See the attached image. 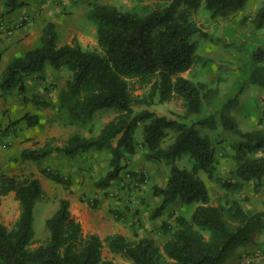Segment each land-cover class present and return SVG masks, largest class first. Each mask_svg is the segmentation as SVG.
<instances>
[{"label": "trees", "instance_id": "1", "mask_svg": "<svg viewBox=\"0 0 264 264\" xmlns=\"http://www.w3.org/2000/svg\"><path fill=\"white\" fill-rule=\"evenodd\" d=\"M2 1L8 11L25 3L24 0ZM157 1L163 4L143 12L94 4L87 16L95 24L98 50L84 48L76 37L59 44L54 23L47 22L37 45L6 63L0 74V89L5 92L16 88L23 92L24 78L42 73L48 65L68 69L69 77L58 92L53 119H62L69 125H84L99 109H112L116 114L93 136L70 133L61 145H53L49 138L40 146L21 150L20 160H38L53 151L74 155L92 147H106L111 152L110 168L96 182L98 187H105L119 176L123 151H134L133 132L142 123L146 157L164 160L170 165L164 186L153 187V193L161 201L153 209L152 217L176 199L196 206L189 217L177 215L174 228L167 222L162 223V229L170 235L159 246L151 236H141L135 241L127 240L121 233L103 238L96 233L84 236L81 224L71 214L69 199L60 197L58 207L45 220L49 237L31 248L33 206L43 194L41 183L31 172L0 175V195L13 191L19 204V214L11 227L0 222L1 263L117 264L102 256L101 249L106 243L110 251L122 254L132 264H227L230 252L251 241L254 228L260 224L258 217L246 211L235 198L227 203H211L207 185L198 174L203 171L210 179H220L211 140L196 127L211 120L186 123L148 109L133 110L135 105H149L155 98L164 102L177 96L184 106L181 118L200 113L205 86L182 75L197 57V43L191 36L200 27L193 14L204 7L210 16L226 18L242 9L247 0ZM254 21L257 27L263 26L264 3ZM253 57L257 62L262 61L264 50L259 47ZM251 80L264 86V74L253 71ZM145 86L148 90L144 94L132 91ZM221 118L226 129L243 139L237 143L233 155V179L221 180L225 193L240 191L252 179L256 180L257 187L264 179V156L254 153L264 151V130H242L225 112ZM20 122L32 127L40 120L35 114L25 113L12 123ZM168 129L175 133L172 141L163 146ZM185 154L193 162L190 170L175 163ZM42 171L53 180L65 185L70 183L57 172Z\"/></svg>", "mask_w": 264, "mask_h": 264}, {"label": "rangeland", "instance_id": "2", "mask_svg": "<svg viewBox=\"0 0 264 264\" xmlns=\"http://www.w3.org/2000/svg\"><path fill=\"white\" fill-rule=\"evenodd\" d=\"M24 2L23 5L46 3L47 7L52 3L49 8H56V13L52 16L56 19L54 25L59 44L76 37L84 48L97 50L99 47L95 24L87 16V12L94 4H110L122 10L142 12L146 8L159 7L163 4L157 0H24ZM263 3L264 0H247L242 9L226 18L212 17L204 7H200L193 14L200 27V30L191 36V40L197 43V57L182 75L205 86L202 89L203 109L200 113L181 118L184 106L182 99L177 96L164 102H159L155 98L149 105L140 104L133 107L134 112L148 109L157 115L186 123L204 118L211 120V123L196 125L201 134L210 138L218 159L216 174L220 179H210L203 171L198 173L207 185L210 202L227 203L233 198L238 199L246 211L255 214L260 220L258 227L253 230L251 241L230 252L227 264H235L242 253L264 250V179L260 180L257 187L256 180L246 181L244 187L234 193H225V188L221 185L222 179H233L232 172L235 168L233 155L237 143L243 140L223 126L222 113L231 116L242 130H264V86L251 80L253 71L260 75L264 74V58L257 62L253 57L259 47L264 50V24L257 27L254 21ZM40 12L41 9L36 7L33 12L22 14L17 22L5 21L0 17V28L5 37L9 38L16 28L30 21L34 22V18L38 17ZM46 23L45 19L38 20L33 31L37 29L39 33ZM7 28L11 29L10 33H7ZM38 40L39 38L31 39L29 46L31 48L36 46ZM69 73L66 68L54 69L48 65L41 74L34 77L38 82L33 84L38 86L34 85L35 90L29 95L22 97L16 88L1 95L4 97L6 94L5 100L10 101V106L1 114L2 119L5 118L3 120L8 122L0 124V132H3L0 133V175L11 176L31 172L39 179L43 189L41 198L36 200L33 206V239L30 247L44 243L49 237L45 220L58 207L60 197L69 199L70 211L73 217L78 218L84 236L96 233L103 238L107 234L121 233L129 241H135L141 236H151L156 244L161 246L170 235L169 232H164L162 223L167 222L171 229L174 228L175 217L177 215L189 217L196 203H183L176 199L162 209L158 216L152 217L153 209L161 201V197L153 193V187L164 186L170 165L164 160L146 157V148L142 144V123H139L133 132L134 151H123L119 176L105 187H98L96 182L110 168L111 152L106 147H92L74 155L53 151L38 160H20L19 154L25 149L23 141H20L23 136H27L24 142H27L28 148L40 146L37 144L42 145L49 138H52L53 145L63 143L62 135L49 136V130L55 122L61 127L69 125L63 123L62 119H53L58 92L65 86ZM147 90V86L132 88L133 93L139 95ZM23 107L26 108V112L21 109ZM25 113L37 115L40 123L32 127H27L23 122L12 123ZM115 114L112 109H99L84 125H70L73 128L71 133L93 136ZM6 131L12 134L13 140L2 138ZM174 133V130L168 129L163 146L172 141ZM15 143L16 146H13ZM112 144H115V140H112ZM7 154L17 155L18 158L9 156L7 159ZM254 155L264 156V151L257 150ZM175 163L188 170L193 165L187 154L179 157ZM43 169L57 172L69 179V185L47 177ZM3 195L0 196V222L11 227L16 220L15 213L19 204L17 206L15 203L17 199L13 193ZM140 210H143L142 214ZM101 252L104 258H111L117 264H132L122 254L110 251L106 243H103ZM250 264H264V256Z\"/></svg>", "mask_w": 264, "mask_h": 264}, {"label": "crops", "instance_id": "3", "mask_svg": "<svg viewBox=\"0 0 264 264\" xmlns=\"http://www.w3.org/2000/svg\"><path fill=\"white\" fill-rule=\"evenodd\" d=\"M44 4H46V3L40 4V5H33L32 3L29 5L25 4V5H22V6H19L15 9H13V10L8 11L4 8L3 3L0 0V17L5 21L17 22L20 19L22 14H24L26 12H30V11L33 12L36 7L41 9L40 15L38 17L34 18L35 19L34 22L30 21L29 23H26L25 25H22L21 27L16 28L13 32V35L9 38L5 37L4 33L2 32L3 30L0 28L1 29L0 30V74L2 73L3 69L5 68L6 63L12 57L19 56L25 50L31 48L29 46V42L31 41V39H33V38L38 39L40 37V34L42 32V28L40 29L39 33H38L37 29L35 30V32L33 31L34 30L33 28L37 27V21L38 20L42 21L45 19L46 22L50 21V22H53L55 24L56 19L53 18L52 15H55V13H56L55 9L56 8H54V9L49 8V6H51L50 4H52V3H50L48 7H47L48 4H46V5H44ZM36 74L38 75L41 73L31 74V75H28L24 78V91L23 92H20L17 89L19 91V93H21L22 97L27 96L30 93H32L35 90L34 85H35V87L38 86L37 84H33L34 82H38V79H34ZM10 91L11 90H9L7 92H10ZM2 94H3V91L0 89V124L8 122V120H3L5 118L2 119L1 114L4 110H6V108H8L10 106V101L6 102V100H5L6 94H4V97H1ZM21 109L25 110L26 108L23 107ZM25 112H26V110H25ZM4 125H2V127H4ZM72 130H73V128L70 125L61 127V125H58L57 122H55V123H53V125L51 126V128L49 130V136H56V137L58 136L59 137V135H62L61 138H63V141H64L68 137V135L72 132ZM0 133H3V132H0ZM28 134L29 133H27V135ZM2 135H3L2 138L13 140L12 134H10V132L6 131ZM25 138H27V136L21 137L20 141L21 140L23 141V144H24L23 148H28L27 142L26 143L24 142ZM61 143L62 142H59V144H61ZM37 145H41V144L38 143ZM13 146H16V143ZM7 155H8L7 159L9 158V156L18 158L17 155L16 156H14L13 154H7ZM10 193L14 194L13 191H9L7 194H10ZM16 201H15V203L18 206V201L17 202ZM105 203L107 204V202H105ZM116 203L121 204L118 202H114V204H116ZM140 213L142 214L143 210H140ZM18 214H19V207L16 210L15 219L17 218ZM72 216H73V214H72ZM75 219L78 221V218L75 217Z\"/></svg>", "mask_w": 264, "mask_h": 264}, {"label": "built area", "instance_id": "4", "mask_svg": "<svg viewBox=\"0 0 264 264\" xmlns=\"http://www.w3.org/2000/svg\"><path fill=\"white\" fill-rule=\"evenodd\" d=\"M8 27V26H6ZM7 33L11 32V29L7 28ZM261 256H264V250H257L252 252L242 253L237 259L235 264H250L253 260L259 259Z\"/></svg>", "mask_w": 264, "mask_h": 264}]
</instances>
